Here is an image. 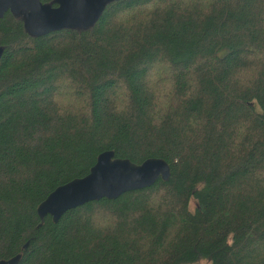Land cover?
Masks as SVG:
<instances>
[{
  "label": "trees",
  "instance_id": "1",
  "mask_svg": "<svg viewBox=\"0 0 264 264\" xmlns=\"http://www.w3.org/2000/svg\"><path fill=\"white\" fill-rule=\"evenodd\" d=\"M0 47V261L264 264V0H113L44 36L10 10ZM107 151L171 179L42 220Z\"/></svg>",
  "mask_w": 264,
  "mask_h": 264
},
{
  "label": "water",
  "instance_id": "2",
  "mask_svg": "<svg viewBox=\"0 0 264 264\" xmlns=\"http://www.w3.org/2000/svg\"><path fill=\"white\" fill-rule=\"evenodd\" d=\"M113 0H60L57 7L41 0H0V18L8 11H23L30 33L44 36L64 28H88L94 25ZM3 49L0 47V57ZM172 170L164 159L152 158L138 165L128 159L116 158L114 152L102 153L90 173L58 187L39 206L38 215L55 223L69 211L102 199L117 200L122 195L153 187L158 181L168 182ZM22 256L0 261L19 264Z\"/></svg>",
  "mask_w": 264,
  "mask_h": 264
},
{
  "label": "rangeland",
  "instance_id": "3",
  "mask_svg": "<svg viewBox=\"0 0 264 264\" xmlns=\"http://www.w3.org/2000/svg\"><path fill=\"white\" fill-rule=\"evenodd\" d=\"M192 204L194 205V202H192ZM196 264H210V263L207 260H201L200 262H198Z\"/></svg>",
  "mask_w": 264,
  "mask_h": 264
}]
</instances>
